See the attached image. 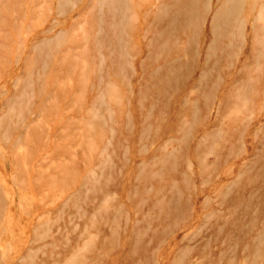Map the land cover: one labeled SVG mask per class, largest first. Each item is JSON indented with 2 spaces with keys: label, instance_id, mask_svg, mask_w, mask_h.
I'll list each match as a JSON object with an SVG mask.
<instances>
[{
  "label": "rangeland",
  "instance_id": "obj_1",
  "mask_svg": "<svg viewBox=\"0 0 264 264\" xmlns=\"http://www.w3.org/2000/svg\"><path fill=\"white\" fill-rule=\"evenodd\" d=\"M188 2L0 0V264H264V0Z\"/></svg>",
  "mask_w": 264,
  "mask_h": 264
},
{
  "label": "bare ground",
  "instance_id": "obj_2",
  "mask_svg": "<svg viewBox=\"0 0 264 264\" xmlns=\"http://www.w3.org/2000/svg\"><path fill=\"white\" fill-rule=\"evenodd\" d=\"M190 1V0H189ZM199 1V0H198ZM163 2V1H162ZM186 2V1H185ZM187 2H188V0H187ZM242 2H243V0H229V2L227 3L228 5H227V7H228V10L226 9V14L227 15H229V14H231L236 8H238L239 6H241V4H242ZM188 3H190V2H188ZM222 3V2H221ZM244 3V2H243ZM258 4H259V2H257ZM261 3V2H260ZM193 4V3H192ZM166 6H167V4H165ZM168 5H170V4H168ZM182 5V4H181ZM190 6V5H189ZM256 6V5H255ZM198 7V6H197ZM248 7H249V5H248ZM161 8V7H160ZM164 8H165V6H164ZM169 8V7H168ZM192 8V7H191ZM195 8V7H194ZM166 9V8H165ZM159 10H161V9H159ZM168 10H170V9H168ZM167 10V11H168ZM187 10H188V7H187ZM254 10H256L255 8H254ZM162 11V10H161ZM166 11V10H165ZM185 11V10H184ZM181 12H183V10L181 11ZM188 12V11H187ZM198 12V11H197ZM244 12V11H243ZM144 13V12H143ZM161 13H164V12H161ZM166 13V12H165ZM238 13V12H237ZM159 13H157V15H158ZM172 14V13H171ZM240 14V13H239ZM244 14V13H243ZM162 16H163V14H161ZM188 15V14H187ZM161 16V17H162ZM171 16V15H170ZM174 16V15H173ZM189 16H190V14H189ZM244 16H245V14H244ZM166 17H167V14H166ZM228 17V16H227ZM156 17H154V19H155ZM159 18H160V16H159ZM171 18V17H170ZM181 18V17H180ZM229 18V17H228ZM243 18H245V17H243ZM248 18V17H247ZM173 19H174V17H173ZM110 20V19H109ZM156 20H159L158 18H156ZM161 20V19H160ZM166 20V19H165ZM246 20V19H245ZM161 22V21H160ZM245 22V21H244ZM168 23V22H167ZM232 23V22H231ZM155 24V23H154ZM173 24H174V21H173ZM237 24V23H236ZM168 26V25H167ZM167 26H165V27H167ZM171 27H172V25H170ZM155 27V26H154ZM165 27L164 28H162V31H163V29H165ZM169 27V26H168ZM167 27V28H168ZM236 28H238L237 27V25L235 26ZM166 30V29H165ZM165 30H164V32H162L161 30V32H162V34L163 33H165ZM171 30V29H170ZM229 30V29H228ZM228 30H226V31H228ZM159 31V30H158ZM230 31V30H229ZM171 32V34H172V31H170ZM161 34V35H162ZM167 34H169L168 33V31H167ZM227 34V33H226ZM159 36V35H158ZM164 37L166 36L165 34L163 35ZM170 36V35H169ZM230 36V35H229ZM234 36H237V35H234ZM233 36V37H234ZM143 37V36H142ZM162 37V36H161ZM171 37V36H170ZM170 37H168V38H170ZM162 39V38H161ZM171 39V38H170ZM169 39V40H170ZM219 38H217L216 40H218ZM156 42H157V40H156ZM162 41H160V43H161ZM154 44V43H153ZM158 45V44H157ZM168 45H169V42H168ZM219 45V44H218ZM220 47V46H219ZM215 48H217V47H215ZM214 49V48H213ZM70 54V53H69Z\"/></svg>",
  "mask_w": 264,
  "mask_h": 264
}]
</instances>
